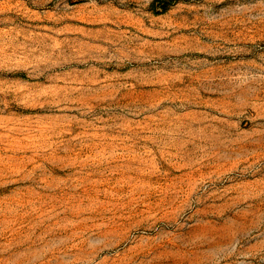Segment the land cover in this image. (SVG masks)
Masks as SVG:
<instances>
[{
	"label": "rangeland",
	"instance_id": "1",
	"mask_svg": "<svg viewBox=\"0 0 264 264\" xmlns=\"http://www.w3.org/2000/svg\"><path fill=\"white\" fill-rule=\"evenodd\" d=\"M0 264H264V0H0Z\"/></svg>",
	"mask_w": 264,
	"mask_h": 264
}]
</instances>
